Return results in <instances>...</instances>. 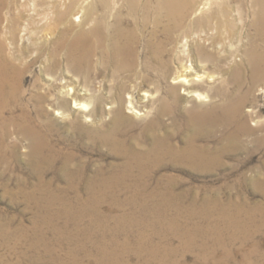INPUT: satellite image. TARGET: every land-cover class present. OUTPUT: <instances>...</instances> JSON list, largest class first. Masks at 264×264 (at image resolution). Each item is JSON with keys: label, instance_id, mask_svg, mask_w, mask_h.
<instances>
[{"label": "rangeland", "instance_id": "374dc122", "mask_svg": "<svg viewBox=\"0 0 264 264\" xmlns=\"http://www.w3.org/2000/svg\"><path fill=\"white\" fill-rule=\"evenodd\" d=\"M190 1L193 7L172 28V20L157 16V0L148 4L145 26L139 21L146 0H139L135 17L128 15L130 0H108L112 13L138 24L137 50L142 53L150 39L160 43L168 62L160 70L149 59L155 69H138V77L134 71L120 75L128 86L126 96L148 110L129 112L131 123L124 128L128 138L142 140L140 146L150 145L145 124L155 116L159 97L172 101L171 76L186 68L197 78L193 88L202 96H187L180 85L177 106L159 115L160 135L169 136L176 148L192 137L215 163L194 167L166 153L157 163L134 167L122 183L106 190L96 180L120 176L128 152L91 141L73 125L83 117L72 105L64 108L56 90L58 77L68 75L64 60L56 63L51 55V19L43 17L48 1L32 8L22 7L25 0H0V62L11 58L22 75L18 95L0 112V264H264V72L248 54L253 46L264 49V28L255 22L259 7L256 0H209L203 12L192 13L197 0ZM87 2L100 10L98 3ZM92 85L89 93L99 92V114L110 125L111 83L101 77ZM234 99L240 102L235 115L228 109ZM207 109L214 126L199 131L195 113ZM168 190L174 192L170 203L163 200ZM204 202L212 218L202 211ZM189 237L192 242L184 249ZM115 250H124L119 262L108 255ZM211 250L213 256L200 257Z\"/></svg>", "mask_w": 264, "mask_h": 264}, {"label": "bare ground", "instance_id": "6f19581e", "mask_svg": "<svg viewBox=\"0 0 264 264\" xmlns=\"http://www.w3.org/2000/svg\"><path fill=\"white\" fill-rule=\"evenodd\" d=\"M37 1L40 0H25V2L22 4V7L29 5L30 7L35 8ZM47 1H48L47 12H45V14L43 13L44 14L43 17L44 19L47 18V20L48 18L51 19L50 22L48 23L46 22L47 24L51 23L48 28L51 32L50 34L53 35V49H52L53 53L51 55L56 63L61 62L62 59L64 60L66 69L65 72L63 73H66V75H68V78L63 77L62 76L63 74L60 75V77H58L56 82L57 83L56 90L58 92V95L63 97L64 108H68L69 105L70 106L72 105V108L74 109L75 113L81 112L80 114L82 115L83 120L85 122L86 121L91 122V123L88 122L89 124L88 123L86 124L83 122V120L77 118L73 120V125L76 128H79L80 131L87 133L91 141H93V139L99 140L103 145L107 144L115 148L116 150L128 152L129 158L126 161L121 162L122 163L121 167H123L122 169L123 171L121 175L116 176L111 174L104 177H100L99 179L100 181L99 180L96 181L101 185V187L108 190L107 189L108 187H111L114 184L122 183L125 177L124 175L127 174L129 171H131L134 167L139 168L140 166H143L142 164L143 162L157 163L159 159L166 153H169L170 156L172 155L174 158L188 162L194 167L206 168V167H210L212 164L215 163V159L212 153L209 154L207 152H204L203 151L204 149L202 150V148L199 149L198 147H196L194 145L195 143L192 140V137L191 139L189 138V140L187 139L184 146L176 148L173 147V145L169 142L168 140L170 139L169 136L160 135V131L163 128L162 127L163 121L161 122L159 120V115L162 116L163 114H167L168 112H170L172 108H175V105L177 104L178 100L181 99V95L178 93L180 85L184 86L183 91L187 96H194L196 98L197 97L200 98L202 96L201 92L193 88V80L197 78L193 76L191 70L182 68L180 71L177 72V74H173L171 76L173 80L172 83H174V85H171L169 88L172 96V101H170L169 99L163 96L159 97L158 99L159 107L155 109L156 111L154 110L155 116L151 118V120L146 122L144 128V132L151 137L152 141H150L151 142L150 145L140 146L142 144L141 142L142 140L140 141L138 138H134V139L128 138V136L126 135L127 130L124 127L129 123H131L130 116L128 115L129 112L130 113H138L141 111L148 112V110L146 107L139 108L136 104H134L132 100L133 99L132 95H130L131 99H129V97L126 96V94H129L128 86L120 79V75H122L123 73L126 74V72L129 71H134L136 75L138 74V69L140 70L155 69L152 63H150L149 59L155 60V62L158 65L157 66L158 69L161 70V68H166L168 66V62L163 58L159 46L160 43H154L152 40L147 39V41L144 40L146 43L144 44V50L142 51V53L139 50H137V42L140 40L139 37L140 35L138 36V31H137L138 24L137 23L128 24L129 23L128 20H124L122 17L123 15H121L119 11H115L114 13H112L109 9L110 7L108 0H93L94 4L96 2L99 5H101L99 7L100 10H97L96 8L98 7L95 8V5H93L92 3H89L90 5L89 4L87 5L86 4L88 3L87 1L90 0H82V1L81 0H47ZM130 2L131 5L128 11V15H130L131 17H135V14L138 11H140L138 10L139 0H130ZM149 2L150 0H146L145 9H143L142 12L143 15H141L142 19L141 21H139L140 24L143 26H145L148 21V17H149L148 12L150 11L149 8H151L148 7ZM256 2L258 4L257 6L259 7V9H258V13H256L257 17L255 22L260 26V28H264V0H256ZM191 4L192 3L190 0H157V5H156V9L158 11L157 16L158 13L159 14L162 13V15L164 14L169 20H172L174 22V26H172V28H174L182 23V21L184 20L190 9ZM208 5H209V0H197V4L194 7V9L191 10V12L192 13L203 12V9H206ZM111 17L113 18V21H111L110 19ZM155 20H157L156 22L158 23L159 19H157V17ZM168 30L169 27L164 26L163 31H168ZM1 47L2 45H0V49ZM256 49L257 47L253 46V48L249 51L248 53L249 60L257 67L260 66L261 67L260 71L264 72V49L262 51L261 50L258 51V49L257 50ZM259 49H261V47ZM144 52H147L149 55H146V57H144L143 56ZM11 61H12L11 58L4 56L2 61L0 62V112L7 105L8 100L11 98V96L18 95L20 91V83L22 77L21 71ZM146 73L148 72L146 71ZM165 76H168V74H165L164 77ZM101 77H106L108 81L111 83L110 88L112 91L111 93L109 92L110 94L107 97V101L110 104L109 105L110 107H108V113L111 115L110 125H107L103 120V115L99 114L101 112L100 108L102 104L101 103L102 97L100 96L99 92L93 94L89 93V86H91L96 79L100 80ZM188 81L189 83L186 86L185 84ZM86 96H89L91 98L88 99L91 100L90 102L93 104L92 107H89L90 102L88 101ZM234 100L235 103H231L230 106L228 105L229 106L228 109H229V114L232 113L235 115V112L237 113V108L239 107L238 105H240L238 103L240 102L239 101L237 102L236 99ZM60 113L62 117L64 113L62 111H60ZM195 114H196L195 117L196 120L195 119L194 120H195V124H197L196 126L199 128L198 129L199 131H201V129H203V127L207 124L209 129L213 128L215 121L212 117V110L207 109L206 111H200L199 113H195ZM174 121H176V119H174ZM187 122L189 121L187 120ZM172 193L174 192H172L171 190H168L166 193H164L165 194L164 197L166 198L163 200L170 203V199L173 198ZM208 204H209L208 202L203 203L202 211H204L206 215H209L211 217L213 215L212 214L213 211L211 210ZM222 215L226 218H229V215H226V213H223ZM230 220L232 221L233 225H236L238 222V218H236L235 216L230 217ZM171 223H172L171 226L176 225L175 220H174V224L172 221ZM212 225L209 226V230L210 228H212ZM196 230H199V226L195 228V231ZM192 239H193L192 237H189L185 240V242L182 244L184 249L189 247L190 245L189 242ZM200 246L201 249H203V245L201 244ZM155 250H156V246H153V251ZM123 251L120 252L119 251L117 252V250L111 251V253H109L108 255L111 256V258H114L116 260L115 262H119V256ZM167 251L168 253L171 254L175 252L174 248L171 247H167ZM206 251H203V253L200 254L201 258H205L207 255L208 256L214 255V251L211 250L210 253H206Z\"/></svg>", "mask_w": 264, "mask_h": 264}]
</instances>
